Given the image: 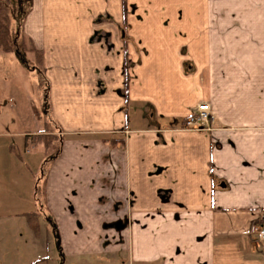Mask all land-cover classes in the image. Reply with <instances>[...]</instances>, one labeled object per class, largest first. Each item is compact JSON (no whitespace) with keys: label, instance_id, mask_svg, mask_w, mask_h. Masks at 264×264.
<instances>
[{"label":"crops","instance_id":"0c3cea01","mask_svg":"<svg viewBox=\"0 0 264 264\" xmlns=\"http://www.w3.org/2000/svg\"><path fill=\"white\" fill-rule=\"evenodd\" d=\"M22 32L63 140L42 174V118L18 134L38 213L0 134V264H264V0H32Z\"/></svg>","mask_w":264,"mask_h":264},{"label":"rangeland","instance_id":"374dc122","mask_svg":"<svg viewBox=\"0 0 264 264\" xmlns=\"http://www.w3.org/2000/svg\"><path fill=\"white\" fill-rule=\"evenodd\" d=\"M17 1L18 0H6L8 6H14ZM23 9L24 11H27L28 7L24 6ZM19 17L21 16L19 15L18 18ZM18 18L16 19V22L14 21L15 23L11 22L12 26L15 27V25L20 22ZM22 25L20 29H17L18 31L16 35L14 34V30L12 32L14 43L10 46V49L6 51L9 52V55H6V52L0 49V134H6V158L10 157V160L7 158L8 164L6 165V174L10 173V177H7L6 175V189L9 188L14 191L17 188L16 192L11 195L16 201L11 204L12 208L19 206L20 209L25 210L29 205L38 213H41L40 208L42 205L40 202L38 203L34 200L36 203L34 204V202L31 201V195L33 197L35 195L37 197L41 196L40 179L42 174L40 173V170H38L35 173L36 175H34L35 171L32 170L31 165L34 151L38 150L39 147H34V145L31 147L27 146V137L23 135L18 136V134H22L25 131L35 130L41 125L39 119L37 121L34 120L32 116V113H34L32 108L36 109L38 114L42 115V111L44 112L42 85L36 71L29 68H24L26 71V77H24L23 74H21V78L18 74L15 75L18 79L16 84L13 82V77L11 80V83L13 82L12 84L6 81V70H10L13 75L15 72L14 67L18 66L16 63L20 62L17 55H15L16 51L19 55H22L29 64H33L40 68V66H37L38 63L35 62L32 50H30V43H28L23 36ZM14 62L16 63L14 64ZM13 86L16 87L14 88ZM3 136L0 137V146H2L1 143L4 140ZM51 153L52 152L48 149L44 152L45 155ZM31 170L33 173L30 172ZM14 173L16 181L13 183L15 178H12L11 176ZM23 176H25V180H29L27 187L22 184V182H24ZM16 182L21 185H16ZM33 190L36 191L33 193Z\"/></svg>","mask_w":264,"mask_h":264},{"label":"trees","instance_id":"16d2710c","mask_svg":"<svg viewBox=\"0 0 264 264\" xmlns=\"http://www.w3.org/2000/svg\"><path fill=\"white\" fill-rule=\"evenodd\" d=\"M32 0H18L15 2L14 6H8L6 0H0V49L2 51H7L10 49V46L14 43L12 39L13 30L14 34H17V29H20L25 16L27 12L29 11V6ZM24 6H27V11H24ZM21 16L18 18V16ZM19 19L20 22H18L15 27L12 26L11 22H16V19ZM12 20V21H11ZM14 22V23H15ZM19 25V26H18ZM15 37V36H14ZM30 50H32L35 62L38 63L37 66H40L41 64V56L40 53L30 47ZM20 63L25 68L33 69L38 74L37 76L40 78V83L42 85V99L44 101V106L42 111V115L37 113V110L33 109V112L35 113L36 117L42 118L43 121V127L39 134L34 135V139H36L35 143L39 144L41 143L43 151L50 150L51 154H44L43 152V165H42V174H45V170L47 169L48 163L54 160L60 153L61 144L63 137L59 132V127L52 121L50 118V115L47 111V102H46V95H47V85L45 77L42 74L41 66L36 67L33 64H29L25 58H23L22 55H19L17 51L15 52ZM33 107V106H32ZM57 132L52 133V132ZM50 132V133H49ZM32 224V223H31ZM32 228L35 230V226L31 225Z\"/></svg>","mask_w":264,"mask_h":264},{"label":"built area","instance_id":"2783aa9c","mask_svg":"<svg viewBox=\"0 0 264 264\" xmlns=\"http://www.w3.org/2000/svg\"><path fill=\"white\" fill-rule=\"evenodd\" d=\"M214 117L209 112L205 104L195 105L188 117L183 122V127L197 130H206L211 128ZM249 233L252 241L261 249H264V224H254L250 227Z\"/></svg>","mask_w":264,"mask_h":264}]
</instances>
